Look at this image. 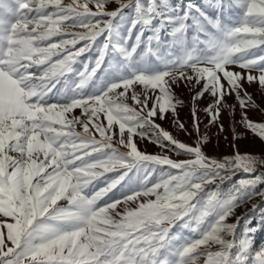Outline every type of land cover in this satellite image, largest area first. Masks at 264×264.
I'll return each mask as SVG.
<instances>
[{
	"label": "snow or ice",
	"instance_id": "6c2138e0",
	"mask_svg": "<svg viewBox=\"0 0 264 264\" xmlns=\"http://www.w3.org/2000/svg\"><path fill=\"white\" fill-rule=\"evenodd\" d=\"M117 2L108 11L109 0H0V264H250L253 229L237 235L241 218L227 221L241 203L264 199V172L251 175L264 160L209 157L206 137L188 145L156 121L175 115L183 83L200 87L194 101L211 97L213 124L234 96L241 123L264 140L245 88H264V0ZM129 7L121 38L113 20ZM192 116L199 132L195 108ZM137 138L187 158L141 152ZM240 172L249 178L226 198L219 185L208 190Z\"/></svg>",
	"mask_w": 264,
	"mask_h": 264
},
{
	"label": "rangeland",
	"instance_id": "374dc122",
	"mask_svg": "<svg viewBox=\"0 0 264 264\" xmlns=\"http://www.w3.org/2000/svg\"><path fill=\"white\" fill-rule=\"evenodd\" d=\"M122 3H126L127 0H120ZM173 3L179 2V0H172ZM194 4H203L205 0H192ZM120 8V3L117 0H109V3L106 5L108 11H115ZM123 11H126V17L118 15L113 23L116 27V31L120 34V37L127 36V29L130 27L131 18L134 14L133 8H125ZM238 11V10H237ZM107 19V18H106ZM148 33H146L147 35ZM104 37H100L97 40V44L102 42ZM166 39L170 42L171 37L168 36ZM134 43L133 39L128 40V44L131 45ZM143 47V46H142ZM160 55L167 56V47L160 50ZM142 55L141 49H137V53L134 54V59H138ZM55 59V57L53 58ZM82 60L88 62L89 59L94 61V52L89 53L88 57H82ZM117 59H122V57H117ZM149 63L155 62L160 63L157 60L155 55H149L146 57ZM107 66V58L105 66ZM163 65H161L162 67ZM75 67L80 68L81 65H76ZM230 70L241 71L238 66H229ZM111 71V69H108ZM258 75V73H253ZM71 79H75L78 82V77L74 74H68ZM105 72L100 71L97 73V77H94V81H97L98 85L103 83ZM99 78V79H97ZM57 87H61L57 85ZM248 94L252 97V101L256 106H250L247 108V117L250 121L254 123H264V88H261L258 85V82H254L251 85L245 84ZM200 91V87L197 86L192 88L186 84L181 83L179 86H175L174 95L177 100L182 101L177 105L176 113L173 115L171 112L168 113L167 118L164 120H157L156 122L161 125L162 128L169 131L171 135L177 138L179 141L184 142L188 145L194 146L201 137H206V141L202 145V151L209 157L216 159H223L224 157H230L235 155L237 152L241 154H251L258 159L264 160V140H261L258 136L251 133L248 129L244 127L241 123L242 120V110L236 101L235 97H229L228 103L230 107L224 109L221 113L219 121L215 124L210 122V117L206 113V107L211 103V97L205 95L199 101H194L193 97L197 92ZM195 108L197 112L199 123V132L196 131L194 126L195 122L192 116L193 109ZM71 115H80V110L76 109ZM176 120L182 122L187 131L181 130L175 123ZM223 125V131H220L219 125ZM78 131H82L79 127ZM138 149L141 152L147 154H168L170 158L174 160L185 159L187 157L181 155L177 156L175 152H164L158 146L150 143L147 139L141 140L136 139ZM175 171V170H173ZM259 172H264V166L258 165L257 173L251 174L255 176ZM143 174H141L142 176ZM246 177H245V176ZM244 176V177H243ZM159 178V172L154 174L149 183ZM240 178H249L248 174L243 172L237 173L235 176H232L231 179L225 180L223 182L217 180L215 184L209 185L208 190H217V185H219V193L221 198H226L232 185ZM264 189V184L257 186V191ZM119 195V194H118ZM107 199V197H105ZM61 204L65 202L61 201ZM103 203V201H101ZM253 205H259L253 211ZM118 211H123V205L118 206ZM240 219V224L237 229V235L243 234L246 228H252L253 231L249 233L252 244V256L250 258V264H256V253L261 249H264V199L259 196L247 200L244 203H241L234 210V214L228 218V223H235L237 218ZM174 232L179 231L184 235H189L185 229H173ZM178 243V242H174ZM215 250V247L213 248ZM235 249L233 252L235 253Z\"/></svg>",
	"mask_w": 264,
	"mask_h": 264
},
{
	"label": "trees",
	"instance_id": "16d2710c",
	"mask_svg": "<svg viewBox=\"0 0 264 264\" xmlns=\"http://www.w3.org/2000/svg\"><path fill=\"white\" fill-rule=\"evenodd\" d=\"M122 16H125L126 17V11H123V13L121 14ZM245 176V175H244ZM243 176V177H244ZM246 177V176H245Z\"/></svg>",
	"mask_w": 264,
	"mask_h": 264
}]
</instances>
